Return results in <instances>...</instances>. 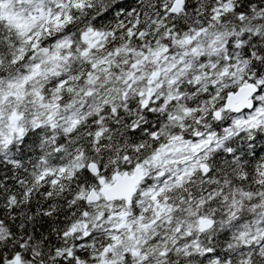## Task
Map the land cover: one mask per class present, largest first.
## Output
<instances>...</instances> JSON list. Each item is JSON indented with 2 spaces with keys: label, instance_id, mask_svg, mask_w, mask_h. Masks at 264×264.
<instances>
[{
  "label": "snow or ice",
  "instance_id": "snow-or-ice-1",
  "mask_svg": "<svg viewBox=\"0 0 264 264\" xmlns=\"http://www.w3.org/2000/svg\"><path fill=\"white\" fill-rule=\"evenodd\" d=\"M0 264H264V0H0Z\"/></svg>",
  "mask_w": 264,
  "mask_h": 264
}]
</instances>
